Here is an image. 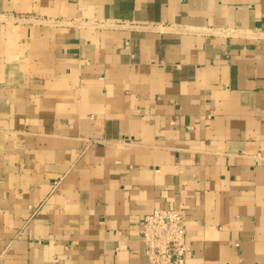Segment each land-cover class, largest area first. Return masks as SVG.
I'll use <instances>...</instances> for the list:
<instances>
[{"label":"crops","instance_id":"1","mask_svg":"<svg viewBox=\"0 0 264 264\" xmlns=\"http://www.w3.org/2000/svg\"><path fill=\"white\" fill-rule=\"evenodd\" d=\"M264 264V0H0V264Z\"/></svg>","mask_w":264,"mask_h":264},{"label":"built area","instance_id":"2","mask_svg":"<svg viewBox=\"0 0 264 264\" xmlns=\"http://www.w3.org/2000/svg\"><path fill=\"white\" fill-rule=\"evenodd\" d=\"M141 243L148 264H185L189 252L185 212L161 210L147 216Z\"/></svg>","mask_w":264,"mask_h":264}]
</instances>
